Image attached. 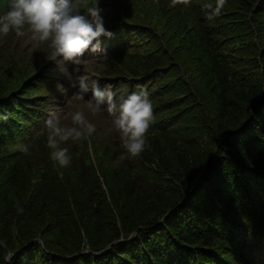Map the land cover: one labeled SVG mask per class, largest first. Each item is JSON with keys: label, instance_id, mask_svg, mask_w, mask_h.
<instances>
[{"label": "trees", "instance_id": "1", "mask_svg": "<svg viewBox=\"0 0 264 264\" xmlns=\"http://www.w3.org/2000/svg\"><path fill=\"white\" fill-rule=\"evenodd\" d=\"M103 1H80L81 14L90 20L87 8L96 5L101 16ZM122 1L125 24L115 13L101 16L112 36H101L100 47L112 64L103 67L108 78L96 80L117 97L144 86L154 116L147 146L121 161L118 133L101 129L63 144L71 164L55 165L40 127L54 106L43 101L44 82L50 76L63 93L76 78L67 70L63 80L58 58L8 89L5 79L22 68L7 60L0 74V264H8V252L10 264H264V0H227L211 21L202 5L214 0ZM155 40L160 45L152 47ZM19 143L30 146L29 155Z\"/></svg>", "mask_w": 264, "mask_h": 264}, {"label": "clouds", "instance_id": "2", "mask_svg": "<svg viewBox=\"0 0 264 264\" xmlns=\"http://www.w3.org/2000/svg\"><path fill=\"white\" fill-rule=\"evenodd\" d=\"M172 5L181 3L190 6L191 0H171ZM227 0H214L202 5L205 18L209 21L220 16ZM7 10L0 14V36L6 37L10 32L17 36L29 35L35 45L47 44L51 49L52 58H59L63 64L78 67L82 64L85 53L104 54L100 47V37H111L112 33L104 27L103 18L99 15L96 5L87 8L89 20L81 14L80 5L74 0H6ZM67 74L66 68L59 69ZM58 87H61L58 85ZM76 91L72 101L80 102L76 110L68 114L70 123H62L61 117L49 114L44 121L43 131L46 133V147L49 158L60 168L71 164L69 149L62 145L68 141H83L90 138L97 127L86 116V112L96 116L106 112L110 117L109 132L119 135L120 146L124 152L118 158L123 161L130 157H138L147 146V134L154 121L153 104L144 86L137 85L139 91H133L126 97L109 88H101L98 82H91L81 77L73 84ZM91 92V96L85 99ZM3 119H7L4 116ZM19 152L30 154V146L19 143ZM17 211L23 208L16 204ZM37 244L43 246L42 241ZM0 246H5L0 241ZM14 253L8 252L4 257L10 264Z\"/></svg>", "mask_w": 264, "mask_h": 264}, {"label": "rangeland", "instance_id": "3", "mask_svg": "<svg viewBox=\"0 0 264 264\" xmlns=\"http://www.w3.org/2000/svg\"><path fill=\"white\" fill-rule=\"evenodd\" d=\"M80 1H83V0H74V2H77V3H79ZM103 2L104 3L102 4V7L104 10L103 11L101 10L102 17H110L112 13H115L114 18L112 17L113 19L121 20L122 22L125 20L124 13L122 12V7L124 4L122 0H104ZM111 6H116L117 9L113 11ZM0 13H1V9H0ZM122 22H119V23L121 24ZM123 24L125 23L123 22ZM159 42L160 40H155L152 47H157ZM0 47L8 49L5 52H2L1 51L2 48H0V74L4 72L5 74L7 73L8 71L6 70L8 67L7 60L16 62L19 65V67L22 68V70L17 73L10 74L8 72L9 75L5 79V82L8 80L7 84H5V87H7L8 89L10 88L14 90L20 89L23 85H25V83H27L30 80L31 77H33V75H35L36 73L37 74L41 73L40 71H42L45 68L44 66L49 65V67H53L55 60L58 59L57 58L54 60L52 58L51 49L47 47V44L35 45L34 42L30 40L29 35L17 36L14 32H10L9 35L6 37L0 36ZM34 58L36 59L34 60ZM101 59H104L103 55L101 54L95 55V56L89 57L87 60L82 59L83 62L80 66H78V68L76 67L72 68L73 65L71 64H60L58 66V69L63 67L69 70L70 72H72L73 73L72 75L75 76L76 78V80L74 81L75 83L78 81L79 78L84 77L91 84V82L95 81L96 78H101V79L108 78L104 74L105 69L103 70V67L111 65L112 62H110L109 60L110 58H106L102 62L100 61ZM27 61L31 62V64L29 63L30 65L28 66H27ZM69 71H67V73ZM68 79H70V76L68 74L63 73V80H68ZM35 80H31V84L29 85V87L34 86ZM48 80H49L50 85L49 83L46 84L44 82V84L46 85L47 96L44 97L43 101H46L45 99L51 100L53 101L54 106L53 107L49 106V109L46 111L47 112L50 111L51 113H55L56 115L60 116L62 123H70V118L65 119V117H68V114L71 111L76 110V105L80 103V102L72 101L71 99L74 93L75 87H73V85H69V87L63 91V93H58V91H60L61 88H58L57 86H54V84H51L50 76H48ZM98 80L99 79H97L95 82H98ZM41 86L39 85V86L32 88L31 92H33V90H35L36 88L39 89ZM128 88H129V85H124L122 86V88L120 86V89L123 91ZM50 94H52L51 99H48ZM88 94L86 95L85 99L88 98ZM85 114L88 117V119L96 125L97 127L96 132H99L100 134L101 129H103V132H104L103 134H105L106 132H109L108 129L110 127V123H109L110 118L107 117L105 112H101L97 114L96 116H92L88 112H86ZM44 118L47 119V117L45 116ZM43 126H44V122L40 124V127H43ZM36 129H40V128H36ZM41 134H45V132H42ZM111 134H113V137L116 135L115 132H111ZM91 156L93 157L92 154ZM93 162H94V158H93ZM103 165L105 164L103 163ZM110 165H112V163H108V166ZM100 178L102 182V193H106L107 197H109V192L106 190V186H105L102 174ZM112 210L114 213L115 212L117 213L118 208L115 207L114 209L112 208Z\"/></svg>", "mask_w": 264, "mask_h": 264}]
</instances>
